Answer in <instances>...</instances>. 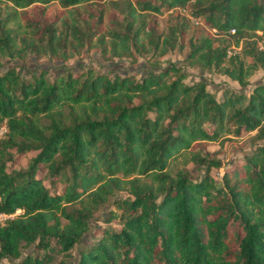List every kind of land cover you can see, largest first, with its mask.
<instances>
[{"label": "trees", "instance_id": "16d2710c", "mask_svg": "<svg viewBox=\"0 0 264 264\" xmlns=\"http://www.w3.org/2000/svg\"><path fill=\"white\" fill-rule=\"evenodd\" d=\"M0 60L33 53L66 60L90 48L103 59L138 52L164 54L178 28L162 35L148 14L189 5L222 37L199 35L186 60L245 87L264 71V1L260 0H3ZM107 9L117 13L111 26ZM180 30L186 28L179 24ZM233 29V33L229 30ZM231 37L239 53L226 57ZM249 58V60H245ZM1 65V62H0ZM169 64L136 79L91 68L49 80L41 69L21 78L0 72V262L10 264H264V139L240 162H222L209 142L256 132L264 138V82L224 89L218 100L203 81L185 83ZM34 151L7 168L15 153ZM200 170L196 178L186 165ZM42 166L43 176L37 175ZM62 183L56 190L54 184ZM114 190L128 196L113 197ZM111 201L103 228L71 250L89 230L96 209ZM16 210L20 213L9 216ZM31 247L23 257L22 248Z\"/></svg>", "mask_w": 264, "mask_h": 264}, {"label": "rangeland", "instance_id": "374dc122", "mask_svg": "<svg viewBox=\"0 0 264 264\" xmlns=\"http://www.w3.org/2000/svg\"><path fill=\"white\" fill-rule=\"evenodd\" d=\"M0 5H4L3 0H0ZM188 8V4L183 8L176 7L167 9L163 7L159 14H148V24L156 31V33L164 35L167 33L168 27L172 25H175L178 28L174 47L164 54L148 51L135 53L136 55L134 59L129 57L103 59L98 49L90 48L84 50L82 54L62 60L61 58H48L46 56L29 53L23 59L3 57L0 60V72L12 68L21 78L27 79L33 74H37L41 69H45L47 71L48 79L51 80L64 73L66 69L70 70L74 75H77L86 69L91 68L94 72L108 74L110 77L133 73L136 79H140L141 76L146 74L149 70L158 71L169 64H173L185 73V83L190 84L196 81H203L205 83V88L218 100L221 98L224 89L243 91L245 94H248L254 85L264 82V71L261 69L255 70L252 75L249 76L248 84L245 87H240L235 81L216 70L204 69L190 64L189 61L186 60V55L189 51V41H194L199 35H205L211 39H217L214 41V44H216L222 36L217 31L210 28L202 18L200 19L190 16ZM116 18L117 13L115 11L111 9L106 10L104 14V22L107 26H111L112 21L116 20ZM181 23L186 24L184 30H180L179 24ZM260 40L261 39L257 40V42ZM226 43L229 45L227 49H230L233 44L232 38L226 36L223 44ZM245 60L248 61L249 58H245ZM262 139L264 138L256 135V132L253 131L242 133L239 137L224 138L216 142L207 143L205 149L216 155V157L222 162V165L219 168H212L210 170L213 179L215 181H220L224 169L232 163L240 162L245 154L249 153L257 144L262 143ZM34 155V151H28L23 154L15 153L13 160L7 164V168L17 169L22 167L26 164V161ZM186 168L196 178L201 175L200 170H197L196 166L191 163H188ZM37 175L43 176V183L48 187L47 179L49 176L45 174L42 166L39 167ZM53 186L56 190H60L62 188V183L58 181ZM112 194L114 198L128 196L124 190H114ZM113 209L114 207L111 205L110 200L96 209L94 212V218L89 222V230L71 250L72 258L74 260L78 256L79 249L93 243L100 236V232L103 228H119L114 219L108 223L103 222L107 211ZM19 213L20 210H16L9 216L12 217ZM6 217L7 216L5 215H0V220ZM30 250L31 247L22 248L21 256L23 257ZM11 261L16 260H2L0 264H10Z\"/></svg>", "mask_w": 264, "mask_h": 264}, {"label": "built area", "instance_id": "2783aa9c", "mask_svg": "<svg viewBox=\"0 0 264 264\" xmlns=\"http://www.w3.org/2000/svg\"><path fill=\"white\" fill-rule=\"evenodd\" d=\"M233 29H230L229 30V33H233ZM257 47L259 50H262L264 51V39H261L260 41L257 42ZM239 49H240V46H231L230 49H227L225 50V56L226 57H229V56H232V55H235V54H238L239 53ZM5 131V128L4 126H0V135Z\"/></svg>", "mask_w": 264, "mask_h": 264}]
</instances>
